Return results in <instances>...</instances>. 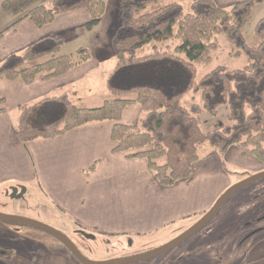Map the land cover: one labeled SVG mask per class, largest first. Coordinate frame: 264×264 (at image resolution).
<instances>
[{
  "label": "trees",
  "instance_id": "1",
  "mask_svg": "<svg viewBox=\"0 0 264 264\" xmlns=\"http://www.w3.org/2000/svg\"><path fill=\"white\" fill-rule=\"evenodd\" d=\"M43 1H50V6L43 5ZM116 1L120 23L110 40L117 60L107 82L110 97L97 108L81 100L76 103L68 94L22 105L18 108V141L26 146L38 140L57 139L86 125L113 122V154L130 153L127 158L145 160L164 188L191 181L204 145L221 155L232 147H246L264 161V18L255 27V47L248 44L245 36L255 8L264 0H245L228 9L220 8L213 0H197L189 13L178 3L164 4L162 0ZM0 9L24 16L37 29L52 24L61 15L86 11L90 16L86 27L91 29L105 15L107 3L7 0ZM16 24L2 31L0 39ZM218 35L228 38L234 55H244L247 65L234 71L218 67L197 81L196 66L212 62ZM174 39L179 40V45L173 53L161 52L155 44L151 54L137 55L152 43ZM65 46L61 36L39 39L22 55L11 54L0 63V80L32 86L38 79L50 82L92 60L90 49L64 54ZM166 63H171L168 66L172 68H165ZM190 93L199 94L200 103L193 100L186 107L183 99ZM4 104L1 100L0 106ZM130 106H139L144 117L137 125L126 126L121 121ZM221 106L229 108L228 124L205 133L199 116L208 113L216 117Z\"/></svg>",
  "mask_w": 264,
  "mask_h": 264
},
{
  "label": "crops",
  "instance_id": "2",
  "mask_svg": "<svg viewBox=\"0 0 264 264\" xmlns=\"http://www.w3.org/2000/svg\"><path fill=\"white\" fill-rule=\"evenodd\" d=\"M181 1L191 7L197 0H178L182 6ZM213 1L228 9L245 0ZM23 17L20 15L3 29L17 23L0 39V63L41 38L82 28L90 22L88 12L78 11L61 15L51 25L37 29ZM17 39L22 44L11 45ZM110 57V52L103 50L101 61L92 59L60 78L50 82L38 79L32 86L0 80V101L5 102L0 106L4 111L0 115V186L10 190L11 186L26 188L27 184L37 183L51 208L93 237L123 242L154 239L161 234L163 240H169L181 227L187 230L206 215L234 184L264 172V161L246 147H232L221 155L204 145L191 181L164 188L145 160L127 158L130 153L113 154V122L86 125L57 139L38 140L26 146L18 141L20 106L63 94L75 102L82 101L80 97L75 100L78 94L69 88ZM143 117L139 106H130L121 124L137 125ZM0 264L24 263L0 255Z\"/></svg>",
  "mask_w": 264,
  "mask_h": 264
},
{
  "label": "rangeland",
  "instance_id": "3",
  "mask_svg": "<svg viewBox=\"0 0 264 264\" xmlns=\"http://www.w3.org/2000/svg\"><path fill=\"white\" fill-rule=\"evenodd\" d=\"M5 1L7 0H0V6ZM105 1L107 3L106 13L98 25L91 29L85 26L74 30H65L61 34L54 35L61 36L66 40V46L63 49L64 54H74L80 48H88L91 51V59L101 61L103 50L110 52L111 57L101 62L102 64L98 69L69 88L78 94V96L73 97L75 100L80 97L82 103L90 108L100 107L110 97L107 82L117 64V60L110 49V40L120 23L118 3L116 0ZM162 2L171 4L178 3V0H162ZM180 3L184 11L189 13L190 7L187 2L181 1ZM43 5L50 6V1H43ZM19 16L18 13L0 9V32ZM263 18L264 4L255 8L252 20L246 26L245 36L248 44L252 47L258 44L255 27ZM214 40L218 49L213 53L211 63L196 66L197 81L218 67H225L234 71L243 69L247 65V58L244 55H234L232 44L225 35H218ZM18 44H22L19 43L18 39L11 42V45L14 46ZM155 44L159 46L161 52L173 53L176 46L179 45V40L152 43L140 50L137 53L138 57L151 54ZM24 50L25 48L16 50L15 54L22 55ZM181 57L184 58V56ZM169 64L171 63H166L164 67L171 69L172 66H168ZM164 84L166 85V83ZM69 89L65 91H70ZM193 100L200 103V95L188 94L183 99V105L190 107ZM228 114V106H221L216 117L203 113L199 116L202 130L208 133L220 129L221 125L228 124ZM206 148L211 147L206 145ZM2 186H0V212L7 211L10 212L8 215L34 220L63 233L92 262L120 260L160 249L181 236L199 221L187 230L181 227L177 232H174V236L178 235L172 236L169 240H163L161 234L156 235L154 239L123 242L113 239L106 240L98 236L88 238L89 236L93 237V235L79 230L74 223L64 218L56 208H51L48 205V201L37 183L27 184V193L23 199L19 200L4 198L8 188ZM263 193L264 180L243 188L232 195L223 205V209H220L204 228L187 241L163 255L140 264H264ZM224 210L225 213H223ZM260 219L263 220L260 221ZM6 225L0 223V255L10 259L18 258L24 264H81L53 236L26 225L15 223Z\"/></svg>",
  "mask_w": 264,
  "mask_h": 264
},
{
  "label": "water",
  "instance_id": "4",
  "mask_svg": "<svg viewBox=\"0 0 264 264\" xmlns=\"http://www.w3.org/2000/svg\"><path fill=\"white\" fill-rule=\"evenodd\" d=\"M261 180H264V172L255 174L253 176H249L248 178L230 187L228 190H226V192H224L222 196H220V198L216 201V203L211 208V210L206 215H204L193 227L188 229L181 236L174 239L172 242L163 246L162 248L154 250L149 253H145L130 258L120 259V260H112L106 262H92L81 253V251L76 246V244L72 240H70L66 235H64L63 233L57 230H54L53 228L43 223L34 220L8 215L0 212V221L4 223H15V224L30 226L34 229L47 233L50 236H53L58 241H60L67 248V250L73 255V257L81 264H140L142 262H146L160 255H163L173 250L174 248L178 247L183 242L187 241L190 237H192L202 228H204L215 217V215L219 212V210L223 207V205L232 195L242 190L243 188L250 186L256 182H259ZM10 192H11L10 196L12 199L19 200L25 197V194L27 193V189L24 186L11 187L8 193ZM88 238H94V237L89 236Z\"/></svg>",
  "mask_w": 264,
  "mask_h": 264
},
{
  "label": "flooded vegetation",
  "instance_id": "5",
  "mask_svg": "<svg viewBox=\"0 0 264 264\" xmlns=\"http://www.w3.org/2000/svg\"><path fill=\"white\" fill-rule=\"evenodd\" d=\"M10 195H11V192H10V193L6 192V193H5V197H4V198L12 199ZM12 200H15V199H12ZM2 213H4V214H6V213H7V214H9L10 212L3 211ZM0 223H2L3 225H6V224H8V223H4V222H2V221H0ZM6 227H7V225H6ZM13 231H14V230H13Z\"/></svg>",
  "mask_w": 264,
  "mask_h": 264
}]
</instances>
